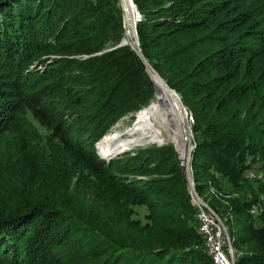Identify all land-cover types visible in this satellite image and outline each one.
<instances>
[{"label":"trees","instance_id":"16d2710c","mask_svg":"<svg viewBox=\"0 0 264 264\" xmlns=\"http://www.w3.org/2000/svg\"><path fill=\"white\" fill-rule=\"evenodd\" d=\"M133 2L143 58L192 114L195 192L214 208L209 190L224 181L222 193L237 195L228 209L236 264H264V214H250L255 185L243 177L251 159L264 165V0ZM119 16L110 1L0 0V137L38 150L32 120L55 158L54 169L32 165L30 191H0V264H213L194 247L202 238L174 144L97 153L122 117L155 98L144 60L121 44ZM206 27L224 43L180 77L170 73L166 45ZM103 179L146 205L154 228L121 235ZM82 189L90 204L79 202Z\"/></svg>","mask_w":264,"mask_h":264},{"label":"rangeland","instance_id":"374dc122","mask_svg":"<svg viewBox=\"0 0 264 264\" xmlns=\"http://www.w3.org/2000/svg\"><path fill=\"white\" fill-rule=\"evenodd\" d=\"M95 2L105 3L106 1H110L116 5L120 13V20L122 31H126L125 27V17L121 4V0H92ZM129 38V34L127 33L126 38ZM134 39V38H132ZM221 35L214 34L210 27L200 28L197 30L187 31L183 34L176 35L167 45V67L169 68V72L173 73L176 77H180L187 71L191 69V67L205 55L213 52L219 46H221L224 41ZM134 40H132L133 42ZM149 64V63H148ZM177 93V92H176ZM263 94V92L261 93ZM179 99L181 101L180 95ZM156 98V85L155 92L153 98ZM152 98V99H153ZM154 98V99H155ZM153 101V100H152ZM150 101V102H152ZM182 102V101H181ZM183 104V103H182ZM146 111L140 113L138 110L136 113L132 115H127L122 117L109 131L111 133L116 129V127L122 123V129H125L129 126H132L134 122L144 113L151 110V105H148ZM185 108V118L188 124L189 130V146L196 145L195 137L192 131L193 126V118L189 109L183 105ZM191 116V118H190ZM31 127L29 131L31 132L33 138V145L38 147V150L34 152H29L26 148L23 147L22 142L14 139L13 137L5 136L0 137V191L5 194L7 197L11 196L13 193L16 195L25 194L26 191H30V174L32 165L39 161L42 163V166L49 167L54 169V166L51 163H55L54 158V150H53V142L48 135V131L43 127L39 126L36 122L31 120ZM186 131L184 127L178 128ZM187 132V131H186ZM177 130L172 129L170 132V140H178ZM198 139V137H197ZM167 140V144H174ZM162 142V141H160ZM159 143V142H158ZM157 143V144H158ZM156 143L138 146L136 148H144L149 146H158ZM163 145V144H161ZM174 146V145H173ZM99 149V148H98ZM131 149V150H133ZM128 150V151H131ZM98 151V150H97ZM43 152V153H42ZM127 152V151H126ZM121 155V153H120ZM119 155L113 156L118 157ZM179 158V157H178ZM249 168H261L264 170V165L261 160L255 158V160L251 159L250 163H248ZM185 169V167H184ZM246 170V169H245ZM243 172V177L247 182L253 183L255 185L256 195H247V199H249L251 204L248 206V210L254 208L256 203H259V199L262 195H264V186L262 181L258 177H247ZM186 176V175H185ZM90 182L93 183L90 178H86V184ZM222 184H218L217 189L211 187L209 193L212 197V200L215 199L214 208L210 207L214 210L217 215L222 219L226 226H228L229 231L231 233L236 232V227L234 228L233 218L231 219V214L228 211L229 209V201L233 198H236V194L232 193H222L223 189ZM99 184V183H98ZM259 185V186H258ZM101 190L103 191V195L107 200L110 209L111 215L113 219L118 223V229L125 231L121 232V235L129 233L133 234H143L150 230H152L155 226V215L147 208L146 205L134 202L131 197L118 189L115 184L110 182L109 180L103 179L101 183ZM80 187L78 186V189ZM51 189V188H50ZM74 195L77 194V189H72ZM81 192V196L79 195ZM53 193V189H51V194ZM78 199L79 202L90 204V201H93V197L88 195L84 189L78 191ZM243 198H240L238 201L244 202ZM254 204V205H253ZM193 223H195V213L192 216ZM199 246H203L202 241L199 243Z\"/></svg>","mask_w":264,"mask_h":264},{"label":"bare ground","instance_id":"6f19581e","mask_svg":"<svg viewBox=\"0 0 264 264\" xmlns=\"http://www.w3.org/2000/svg\"><path fill=\"white\" fill-rule=\"evenodd\" d=\"M125 27L123 38L132 43L134 38L133 28L135 18L138 16L136 8L131 0H121ZM129 34L130 40L126 35ZM149 69L156 79V98L151 102V110L141 115L132 126L122 129L120 123L114 131L106 135L97 143L99 153L103 158L114 156L120 151L131 150L138 146H145L154 143L167 144L170 140L172 129L177 130L178 140H170L178 149L183 162H188L189 156V131L188 124L183 113L179 100L159 79L151 66ZM184 127L186 131L179 129ZM162 141V142H160Z\"/></svg>","mask_w":264,"mask_h":264},{"label":"built area","instance_id":"2783aa9c","mask_svg":"<svg viewBox=\"0 0 264 264\" xmlns=\"http://www.w3.org/2000/svg\"><path fill=\"white\" fill-rule=\"evenodd\" d=\"M194 146L195 144L189 146L191 153ZM190 158H192L191 155ZM179 162L183 167L188 163L183 162L180 157ZM244 172L247 177H258L264 186V170L261 168H247ZM187 188L191 203L195 209L197 231L202 238L203 246L200 247L211 258L213 264H236L237 252L233 247L234 237L230 233L228 226L225 225L217 213L209 207L208 203L195 190L192 191L189 188L188 184ZM249 212L253 217L264 214V195L260 197L259 203H256L254 208L251 211L249 210ZM194 247H199V245H195Z\"/></svg>","mask_w":264,"mask_h":264},{"label":"water","instance_id":"95a60500","mask_svg":"<svg viewBox=\"0 0 264 264\" xmlns=\"http://www.w3.org/2000/svg\"><path fill=\"white\" fill-rule=\"evenodd\" d=\"M132 1V3H133V5H134V7L136 8V11H137V14H138V16L135 18V21H134V28H133V34H134V41L131 43V42H128V41H126L123 37H122V39H121V44H129V45H131V47L133 48V49H135L136 50V52L138 53V55L140 56V57H142V59L144 60V63H145V65H146V72H147V74H148V76H149V78H150V80L152 81V83H153V85H154V88H155V85H156V79L154 78V76L152 75V73H151V71H150V69H149V64H148V62H147V60L146 59H144L143 58V56H142V54H141V52H140V48H139V43H138V39H137V33H136V22L139 20V18L141 17V15H140V13L138 12V10H137V7H136V5L134 4V2H133V0H131ZM154 70V69H153ZM155 71V70H154ZM156 72V71H155ZM156 74L158 75V77H159V79H161L163 82H164V84L166 85V87L175 95V97L179 100V103H180V106H181V109H182V111H183V113L185 114V108H184V106H183V104H182V102L180 101V99H179V96L177 95V93L172 89V88H170L167 84H166V82L159 76V74L156 72ZM189 131V130H188ZM100 141V140H99ZM98 141V142H99ZM97 142V143H98ZM97 143H96V148H97ZM158 146L159 145H161V144H157ZM174 148H175V150L177 151V153H178V156L180 157V155H179V152H178V149L176 148V146H175V144H174ZM126 151H128V150H122V151H120V152H118L117 154H115L114 156H116V155H120V153H123V152H126ZM97 153H98V151H97ZM190 155H191V149H190V147H189V158H188V163L185 165V175H186V179H187V184H188V186H189V188L192 190V191H194L195 189H194V181H193V178H192V173H191V158H190ZM113 156H111V157H109V158H107V159H110V158H112Z\"/></svg>","mask_w":264,"mask_h":264}]
</instances>
